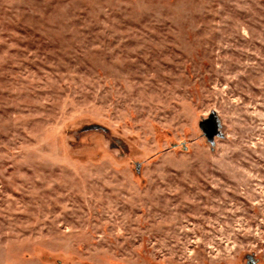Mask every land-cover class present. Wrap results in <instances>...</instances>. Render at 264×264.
<instances>
[{
    "label": "rangeland",
    "instance_id": "rangeland-1",
    "mask_svg": "<svg viewBox=\"0 0 264 264\" xmlns=\"http://www.w3.org/2000/svg\"><path fill=\"white\" fill-rule=\"evenodd\" d=\"M0 264H264V0H0Z\"/></svg>",
    "mask_w": 264,
    "mask_h": 264
},
{
    "label": "water",
    "instance_id": "water-1",
    "mask_svg": "<svg viewBox=\"0 0 264 264\" xmlns=\"http://www.w3.org/2000/svg\"><path fill=\"white\" fill-rule=\"evenodd\" d=\"M205 134H206L208 140L211 141L212 138H213V131H212V129L209 126L206 127Z\"/></svg>",
    "mask_w": 264,
    "mask_h": 264
}]
</instances>
